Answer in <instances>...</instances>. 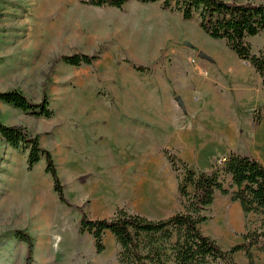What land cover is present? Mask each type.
I'll use <instances>...</instances> for the list:
<instances>
[{
    "label": "rangeland",
    "instance_id": "374dc122",
    "mask_svg": "<svg viewBox=\"0 0 264 264\" xmlns=\"http://www.w3.org/2000/svg\"><path fill=\"white\" fill-rule=\"evenodd\" d=\"M250 41L258 53L264 34ZM97 53L101 57L90 65L61 60ZM240 60L197 20L185 21L159 3L132 0L119 10L79 0H0V91L19 89L39 104L48 80L53 111L46 118L0 101V118L39 136L52 154L66 199L92 219L109 218L119 208L152 219L184 210L186 199L178 193V177L164 149L184 154L176 140L190 134L199 160L184 161L203 172L220 164L222 159L208 169L218 148L203 117L216 93L227 102L229 118L252 129L253 112L243 100L253 79L248 62L244 66ZM134 64L147 70L137 71ZM119 79L136 84L137 92L116 100L105 85H118ZM27 151L0 142V234L26 230L35 240L33 264H118L113 235L106 233V250L96 253L93 237L79 231L80 212L59 201L45 159L29 171ZM205 214L202 231L224 249L243 242L242 234L262 222L257 214L246 218L240 204L220 192ZM253 252L256 263L264 264V251ZM26 253L15 235L0 238V264H25ZM235 259L248 263L244 252Z\"/></svg>",
    "mask_w": 264,
    "mask_h": 264
},
{
    "label": "trees",
    "instance_id": "16d2710c",
    "mask_svg": "<svg viewBox=\"0 0 264 264\" xmlns=\"http://www.w3.org/2000/svg\"><path fill=\"white\" fill-rule=\"evenodd\" d=\"M132 0H79L81 4L98 8L124 10ZM142 4L159 3L164 10L178 14L185 21L197 20L200 28L210 38L222 40L239 59L248 62L262 79L264 90V47L253 52L250 38L264 34V2L236 0H136ZM101 57L97 54H73L61 57L72 66L90 65ZM137 71L146 67L133 65ZM48 82V80H47ZM47 82L42 101H30L19 89L0 91V101L25 112L50 118ZM264 119V105L253 114L257 127ZM19 151H27V168L33 170L42 158L46 171L52 177L54 191L59 201L73 207L81 214V234L88 233L94 239L98 254L106 250L105 236L113 235L119 250L118 264H239L235 255L244 252L247 264H257L253 248L264 251V164L245 154L231 152L213 165L211 172H203L189 166L169 149H164L167 160L178 177V193L186 199L184 210L169 217L152 219L139 213L119 208L109 218L92 219L83 206H75L65 196L64 186L50 151L43 148L39 136L31 135L22 126L7 125L0 118V142ZM181 172H183L181 174ZM230 196L238 202L247 218L250 214L262 216L258 230L242 234L243 242L224 249L213 237L206 235L201 225L208 220L205 214L216 198V193ZM15 235L26 244L25 264H33L35 240L26 230H8L0 238Z\"/></svg>",
    "mask_w": 264,
    "mask_h": 264
},
{
    "label": "crops",
    "instance_id": "0c3cea01",
    "mask_svg": "<svg viewBox=\"0 0 264 264\" xmlns=\"http://www.w3.org/2000/svg\"><path fill=\"white\" fill-rule=\"evenodd\" d=\"M240 61H242L243 65L245 66V61ZM247 70L253 79V85H248L245 95L246 97L243 102L249 106L250 110L254 114V111L258 107H262L264 105V90L260 75L256 73V71L250 64ZM197 78L198 77L195 76V78L193 79L196 80ZM129 83L130 82L128 81L119 79L118 85L106 84L105 88L109 89L111 93L113 92V97L117 96L116 100L121 101L124 98L123 95H126L130 90L134 91L135 93L137 92L138 86L136 84L132 85L131 83ZM260 88L262 91H260V93L257 92L256 94H254L253 90H259ZM214 99V106L210 105L208 109H206L207 104H205V110L203 112L205 113L203 115L204 121L206 120V122H209L212 126V129L215 131V136H212L211 141L214 140L216 148H218L213 157H210L208 160V169H211L215 161L227 157L231 152L249 155L264 164V119L257 127L254 126L252 120L253 127L250 130L242 128L238 123L229 118L227 114L229 107L227 102L224 100V97H221L216 93L214 95ZM192 116H195V113L192 114ZM223 122L226 123L222 124ZM195 126H197V122H195L194 124V130L192 129L197 133L198 126L196 128ZM191 132L192 131H189V133ZM176 144L178 148L180 147L184 151V154H181L179 150L177 151V155L180 156V158L186 160L187 162H193L195 164L198 162L199 153H197V149L194 146L196 142L192 139L190 134L189 136H181L178 140H176ZM200 144L202 143L200 142ZM165 149L172 150L170 149V147H167ZM22 248L25 249L23 245L21 249Z\"/></svg>",
    "mask_w": 264,
    "mask_h": 264
},
{
    "label": "water",
    "instance_id": "95a60500",
    "mask_svg": "<svg viewBox=\"0 0 264 264\" xmlns=\"http://www.w3.org/2000/svg\"><path fill=\"white\" fill-rule=\"evenodd\" d=\"M176 100L178 101V103H179V105H180L181 107H183V108L185 107V106H184V103H183V100H182L180 97H177Z\"/></svg>",
    "mask_w": 264,
    "mask_h": 264
}]
</instances>
